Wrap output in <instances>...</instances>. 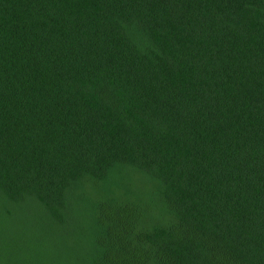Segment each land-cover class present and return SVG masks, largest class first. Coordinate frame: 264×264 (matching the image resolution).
I'll list each match as a JSON object with an SVG mask.
<instances>
[{"label": "trees", "instance_id": "1", "mask_svg": "<svg viewBox=\"0 0 264 264\" xmlns=\"http://www.w3.org/2000/svg\"><path fill=\"white\" fill-rule=\"evenodd\" d=\"M0 264H264V0H0Z\"/></svg>", "mask_w": 264, "mask_h": 264}]
</instances>
